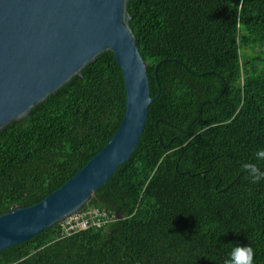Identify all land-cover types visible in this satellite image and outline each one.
Returning <instances> with one entry per match:
<instances>
[{"label": "trees", "instance_id": "16d2710c", "mask_svg": "<svg viewBox=\"0 0 264 264\" xmlns=\"http://www.w3.org/2000/svg\"><path fill=\"white\" fill-rule=\"evenodd\" d=\"M146 61V125L130 158L79 212L0 251V264H264V0H129ZM109 50L0 130V214L40 201L81 169L125 112Z\"/></svg>", "mask_w": 264, "mask_h": 264}, {"label": "water", "instance_id": "95a60500", "mask_svg": "<svg viewBox=\"0 0 264 264\" xmlns=\"http://www.w3.org/2000/svg\"><path fill=\"white\" fill-rule=\"evenodd\" d=\"M128 1L0 0V130L107 50L121 67L126 91L123 119L97 154L40 201L0 214V251L82 209L135 150L160 84L152 96Z\"/></svg>", "mask_w": 264, "mask_h": 264}, {"label": "built area", "instance_id": "2783aa9c", "mask_svg": "<svg viewBox=\"0 0 264 264\" xmlns=\"http://www.w3.org/2000/svg\"><path fill=\"white\" fill-rule=\"evenodd\" d=\"M106 217L98 209L84 210L83 212H75L62 222L64 224L65 232L69 233L73 229H86L90 226H101L106 221Z\"/></svg>", "mask_w": 264, "mask_h": 264}, {"label": "clouds", "instance_id": "9594fccd", "mask_svg": "<svg viewBox=\"0 0 264 264\" xmlns=\"http://www.w3.org/2000/svg\"><path fill=\"white\" fill-rule=\"evenodd\" d=\"M115 156L116 153H113V158ZM254 255V249L250 246H235L229 253L226 264H254Z\"/></svg>", "mask_w": 264, "mask_h": 264}]
</instances>
